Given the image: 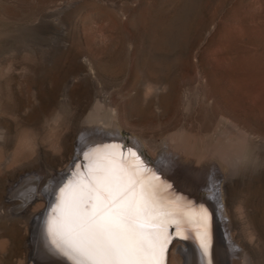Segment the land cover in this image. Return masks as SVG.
<instances>
[{"label": "rangeland", "instance_id": "374dc122", "mask_svg": "<svg viewBox=\"0 0 264 264\" xmlns=\"http://www.w3.org/2000/svg\"><path fill=\"white\" fill-rule=\"evenodd\" d=\"M97 125L157 160L143 156V179L165 184L162 201H180L163 205L208 210L213 254L224 239L235 264H264V0H0V264H29L32 219L43 213L46 228L60 199V187L52 205L18 198V213L12 188L29 173L40 188L63 174ZM107 137L96 146L121 155ZM171 157L189 169L167 179L157 168ZM74 170L66 184L83 178ZM183 226L168 264L200 246L195 220Z\"/></svg>", "mask_w": 264, "mask_h": 264}, {"label": "snow or ice", "instance_id": "6c2138e0", "mask_svg": "<svg viewBox=\"0 0 264 264\" xmlns=\"http://www.w3.org/2000/svg\"><path fill=\"white\" fill-rule=\"evenodd\" d=\"M91 155L95 159L85 156L87 172L77 173L83 178L60 187L47 222L46 239L67 264H164L169 228L187 239L182 226L193 219L203 255H209L207 209H169L157 199L156 186L143 179L139 164H128L122 155L117 159L114 151L96 149Z\"/></svg>", "mask_w": 264, "mask_h": 264}, {"label": "bare ground", "instance_id": "6f19581e", "mask_svg": "<svg viewBox=\"0 0 264 264\" xmlns=\"http://www.w3.org/2000/svg\"><path fill=\"white\" fill-rule=\"evenodd\" d=\"M93 120H94V122H95V120H97L96 116L93 117ZM97 129H98V133L92 134L93 133L92 131L91 132H88L87 131L88 132V133L86 132L87 133V136L85 137L83 135L77 141V146H78L77 149L78 150L76 152L75 158H76V161L77 160H79V161H77V162L75 161V164L74 165H71L69 168H67L64 171L63 174H60L59 173L57 175H53L52 176V179L50 178L51 180L49 181V183L47 185H45V186L44 185H40V186H44L43 188L42 187L41 188L38 187L39 184H40V182H42V180H39L38 178H36L38 176H41L39 173L38 174L29 173V175H28L29 177L27 179H25L26 181L24 183H22V185H20V187L17 188L16 191L14 190V187H16V186H14L12 188L11 197L8 198L9 200H7V202L10 203L11 206H16V208H14L15 211H17L18 213H21V212H23L22 210H24V204H22V205H16V204H18L17 203V201H18L17 199L18 198L25 199L26 202H29V201L33 200L38 193L40 194L39 197L43 198V200H45L46 203L48 202L50 205H52L54 203L53 200L56 197L55 196L56 195V192L53 194V189L54 188L57 189V187L58 188L59 187H62V186H64V184L68 183V178H70L72 176L73 172L75 171L74 169L76 168V166H80L81 165L80 164L81 163V159L84 160L86 154L89 153V151H90L89 154H92V153H94V151L96 149H99L100 152L102 153V149L99 146H96V144L101 139L103 140L105 138V136H108L109 135L110 138H108V137L107 138L111 142L112 139L115 137L114 134H118V132L110 130L111 129L110 128V125H97ZM111 136H114V137H111ZM87 144L89 146H91V148L88 151L85 152V149L86 148L84 149V147ZM118 144H120V142H116L115 145L118 146ZM137 144L140 145L141 144L140 141H138ZM174 149H177V147L174 148ZM174 149H173V151H175ZM137 151H139L137 148H135L134 150H132V152L135 153V155L138 154ZM128 155H129V153H128ZM128 155H127V157H128ZM140 155H142V158H143L144 155L143 154H140ZM131 157H129V158H131ZM123 159L125 161H127V163H131L132 164V161H130V159H128L130 161L129 162L126 159L125 155H123ZM137 159H139V158L137 157ZM144 159H145V157H144ZM163 159H165V158H163ZM165 160L164 161L162 160V161L163 162H166V161L168 162V163L166 162L167 165L169 166L168 169H165L164 170L163 168H160V167L157 168V167H155V168L158 169L157 171L160 174H165V172L166 173H168V172L170 173V171H172V170L174 171L176 169V167H177V169H176L175 173L176 172H179L181 170V168L183 170L185 168V171H187L189 169L186 166L181 165V162L178 161V160H175L174 157H171L170 159L168 158V160H166V161ZM138 163H139L140 167L143 169V172L141 174L142 177H144L146 174H148L151 171V169H147L146 168L145 163L144 164H141L140 163V159H139V162ZM179 165H180L181 168H179ZM70 170H72L71 174H70ZM216 171H218V170L215 168L214 172L217 173V174H215V176H213L214 174L212 173L213 174L212 177H213V180L214 181H218V179H219L218 172H216ZM84 172L86 173V171H84ZM75 174H76V172H75ZM166 175H168V174H165V178L168 179L169 178V175L168 176H166ZM220 178H221V176H220ZM47 182H48V180H47ZM47 182H45V183H47ZM149 182H151V181H149ZM151 183L153 185H155L156 186V189L159 190V191H161L163 188H165V184L162 183V182H160V181L157 182V183H154V182H151ZM213 189H214L213 190L214 193L218 192V194H216V195H219V194L221 195L222 191H219V189L222 190V188H220L218 185L217 186L213 185ZM57 190H59V189H57ZM157 199L160 202H163V203H166V202L173 203V202H175V204H177V205H179V202H180V201L179 202L178 201L176 202V201H174L172 199H169V198H165V199L163 198L166 201H162V199L159 198L158 194H157ZM219 200H220L219 197L218 198L216 197L215 202L219 203ZM47 206H48V204H47ZM26 208H29V206L27 205ZM47 209H48V207H47ZM25 211H27V210H25ZM219 213H220V215L222 217H224L223 213H225V212L222 213V211L220 209L219 210ZM3 214H5V213H3ZM45 218L46 217H45V215L43 213H39L38 215H36L32 219V222H31V229H32V231H31V237H30V243H31V246H32V251H29V260H30L29 261V264H67L65 258H63L62 256L56 254V251H55L54 247H52L51 244H50V242L46 239L47 227L44 228V227H42L43 225L40 226V221L42 219H45ZM41 224H42V222H41ZM221 226H223L222 229L225 230V232L227 233L228 232L227 229H226L227 226H226V223H225L224 220H222ZM220 229H221V227H220ZM228 238H229V236H228ZM208 239H209V237H208ZM196 241H198V240H196ZM224 241L225 240L223 239V242H222L223 247L226 246V245L227 246L228 245H232L231 242L229 244H225ZM229 241H230V239H229ZM232 242H233V240H232ZM197 244H199V243L197 242ZM209 244H210V242H209ZM233 244H234L233 247H235L236 246L235 244H237V243H235V241H234ZM168 247H169V245H168ZM223 247L222 248L220 247L221 249H217V252L215 254H213L212 248L211 249L209 248V255L208 256H204L203 255V252H202V249H201L200 246L199 247H195V248L192 247V249H189L188 248V245H187V247L183 248L182 251H184V249L188 250V254L189 255H188V260H187L186 264H191V262H192V264H209V262H210V264H218V263L219 264H228V263L229 264H235L234 263V257L233 256L234 255H239L238 252L236 250H233V256H230V253L227 252V251H225L223 249ZM226 248L228 249L229 246L226 247ZM246 255H248V254H246ZM242 264H249V259H247V258L246 259H243V263Z\"/></svg>", "mask_w": 264, "mask_h": 264}, {"label": "water", "instance_id": "95a60500", "mask_svg": "<svg viewBox=\"0 0 264 264\" xmlns=\"http://www.w3.org/2000/svg\"><path fill=\"white\" fill-rule=\"evenodd\" d=\"M120 147H122V156H123V154L125 155V153H124V151H128V147L129 148H131L128 144L127 145H124V144H122V145H120ZM132 149V148H131ZM132 150H134V149H132ZM137 157L143 162V164L145 163V164H147L145 161H144V159L143 158H141L140 157V155L139 154H137ZM147 166H149L148 164H147ZM85 167V165H84V163H83V161L81 162V170H82V172H84V170H83V168ZM194 204H195V206H198V205H200V203H199V201L197 200V201H194ZM169 232L172 234V236L174 235V233H175V231H174V226H171L170 228H169ZM175 240V239H174ZM173 243H174V241L170 244V246L168 247V250H167V252H166V255H165V260H164V264H168V253H169V250H170V248L172 247V245H173Z\"/></svg>", "mask_w": 264, "mask_h": 264}]
</instances>
